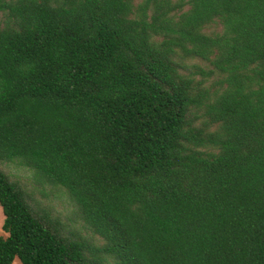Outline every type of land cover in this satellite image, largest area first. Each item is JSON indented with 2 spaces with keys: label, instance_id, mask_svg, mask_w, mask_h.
I'll return each mask as SVG.
<instances>
[{
  "label": "trees",
  "instance_id": "obj_1",
  "mask_svg": "<svg viewBox=\"0 0 264 264\" xmlns=\"http://www.w3.org/2000/svg\"><path fill=\"white\" fill-rule=\"evenodd\" d=\"M0 205V264H264V0H0Z\"/></svg>",
  "mask_w": 264,
  "mask_h": 264
},
{
  "label": "rangeland",
  "instance_id": "obj_2",
  "mask_svg": "<svg viewBox=\"0 0 264 264\" xmlns=\"http://www.w3.org/2000/svg\"><path fill=\"white\" fill-rule=\"evenodd\" d=\"M216 29L219 30L221 27L218 26ZM4 168L12 175L14 179L20 181L27 190L31 191L40 201L42 206L50 208L54 215L60 214L61 217L66 220L72 228L77 227L78 224L76 222L69 220V218L73 217L71 214L73 205L71 201H69L68 196L63 191L50 184H41L37 182L34 171L25 166L16 163H9L4 164ZM4 218L5 216L2 206L0 205V236H7V233L3 230ZM77 228H80V226ZM82 232L85 235H91L86 230H82ZM94 238L97 237L94 236ZM98 241L101 242V240ZM13 264H22V262L19 258H16Z\"/></svg>",
  "mask_w": 264,
  "mask_h": 264
}]
</instances>
